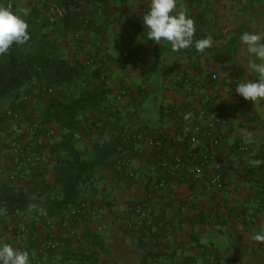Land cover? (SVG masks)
<instances>
[{
  "label": "crops",
  "instance_id": "0c3cea01",
  "mask_svg": "<svg viewBox=\"0 0 264 264\" xmlns=\"http://www.w3.org/2000/svg\"><path fill=\"white\" fill-rule=\"evenodd\" d=\"M78 1L82 26L69 32L65 56L84 71L89 87L111 89L105 100L108 111L94 116L98 130L79 146L91 149L97 140L127 135L123 154L132 149V161L116 168L115 155L97 169L80 196L89 209L73 227L62 217L40 219L36 211L44 209L47 197L41 178L52 184L55 175L48 145L61 138L56 132L48 143L33 133L32 123L47 103L37 88L11 96L1 107L8 126L0 130V186L11 183L8 172L16 167L22 152H35L45 174L27 179L32 180L28 184L32 210H0V240L27 251L31 264H67L65 258L83 247L97 249L102 258L117 264H139L145 253L146 258H158L153 264H264V243L253 239L264 231V195L259 190L264 182V156L254 158L239 148L241 144L264 148V100L254 103L235 91L240 81L258 79L249 67L255 57L239 38L244 31L264 34V0H177L176 11H185L195 21L193 41L213 38L204 53L196 52L194 43L173 51L166 41L159 44L147 39L142 16L150 0ZM33 5L22 1L17 8L30 10ZM86 19L90 28L83 27ZM100 67L101 77L94 76ZM214 74L219 78L212 97L207 82ZM186 78L200 86L184 88ZM120 89L126 96L119 104L115 92ZM226 108L228 113H224ZM194 114L203 123L225 117V123L215 127L220 139L217 148L205 139L194 146L182 139L181 130ZM249 135L251 144L244 140ZM190 148L196 151L194 162L209 150L216 152L222 164L223 190H206L209 178L217 172L211 161L201 180L184 173L170 176L166 188L156 187L159 162ZM142 199H149L151 218L165 224L156 235L125 223ZM50 235L59 243L53 252L41 246Z\"/></svg>",
  "mask_w": 264,
  "mask_h": 264
},
{
  "label": "trees",
  "instance_id": "16d2710c",
  "mask_svg": "<svg viewBox=\"0 0 264 264\" xmlns=\"http://www.w3.org/2000/svg\"><path fill=\"white\" fill-rule=\"evenodd\" d=\"M53 1L63 8V18L55 20L46 13L45 6L38 3L28 2L34 4L30 10L15 6L13 10H26L28 13L26 20L30 39L23 45L13 44L7 54L0 56L1 131L8 126L7 113L1 107L11 96L18 97L21 93L36 88L34 81H37V90L41 94L47 87L54 89V94L47 100L37 119L40 127L33 132L40 138L44 137L48 143L54 139L56 132L61 138L60 141L48 145L49 153L54 159L55 175L52 184L43 178L40 181L43 192L47 193L44 209L36 211L37 217L42 220L61 218L64 212L78 205L84 188L97 169L115 155L119 161L125 150L124 135L110 141L97 140L93 142L91 149L79 146L90 137L89 133L98 130V119L94 116L101 117L108 111L105 100L111 89L89 87L84 71L77 69L62 55L63 44L69 32L78 31L82 26L78 13L79 1ZM29 46L30 50L22 52V48ZM101 72L100 67L92 74L101 77ZM49 127H53L55 132L51 136L47 134ZM90 150H93L91 154ZM37 157V164L30 174L32 179L45 174V166L40 162V157ZM29 182L1 184L0 210L11 213L32 210L34 199L28 193ZM137 246L142 247L140 242H137ZM68 256L70 258H65L67 264H117L102 258L99 250L92 247L80 248L78 254ZM151 257L146 258L145 253L139 264L157 263L158 258H153V255Z\"/></svg>",
  "mask_w": 264,
  "mask_h": 264
},
{
  "label": "built area",
  "instance_id": "2783aa9c",
  "mask_svg": "<svg viewBox=\"0 0 264 264\" xmlns=\"http://www.w3.org/2000/svg\"><path fill=\"white\" fill-rule=\"evenodd\" d=\"M22 1L44 5L46 13L55 19H61L65 15L63 8L53 0H0V3L10 5L14 9L15 6H17L18 3ZM90 26V21L88 19L84 20L83 27L90 28ZM218 78L219 76L214 74L207 82L209 86L208 92L212 97L216 96L217 94L213 84L216 83ZM34 86L37 88V81H34ZM182 86L190 90L193 89V87L200 85H194L190 79L186 78L183 80ZM44 93L52 95L54 94V89L47 87L45 88ZM115 95L117 102L120 104L124 101L126 91L124 89L116 90ZM228 112L229 109L226 108L224 113ZM195 117L196 115L194 114L191 118V123L182 128V139L186 140L192 146L198 144L200 139H205L211 142V146L213 148H217L220 145V139L215 135V127L217 124L225 123V117L217 116L208 123H203L200 120H197ZM39 127V121H33L31 126L33 132H36ZM54 133L53 127H49L47 134L51 136ZM128 140V136H124V141L127 142ZM239 148L242 152L248 153L254 158L260 159L264 156V148H256L246 144H241ZM131 154L132 149H127L126 153L123 154L121 159L115 163V167L122 168L128 166L132 161ZM20 156V159L15 165L16 167L12 171L8 172V181L11 183L20 184L27 181V179L30 177L32 168L37 164L38 157L35 152H22ZM195 157L196 151L190 148L185 154L176 155L172 160L162 159L159 162L161 175L158 182L156 183V187L159 189H164L168 185V178L170 176L175 177L184 173L190 174L195 180H201L207 163L211 161L214 163V167L217 172L209 178L206 190L209 192L223 190L224 175L221 172L222 164L219 159H217L216 152L209 150L208 152L202 154L198 161L196 160L194 162ZM2 180L3 179L0 172V183H2ZM259 190L262 195H264V182L259 184ZM148 200L149 199H142L136 202L131 210V217L125 223L129 228L147 229L150 233L156 235L162 231V228L165 226V224L163 222L154 221L151 218L149 214ZM88 209V203L86 201H80L78 205L71 207L69 210L64 212L62 218L69 227H73L83 215H86ZM70 229L71 233H73V228ZM41 246L44 249L53 252L59 248V243L53 235H50L42 240Z\"/></svg>",
  "mask_w": 264,
  "mask_h": 264
},
{
  "label": "clouds",
  "instance_id": "9594fccd",
  "mask_svg": "<svg viewBox=\"0 0 264 264\" xmlns=\"http://www.w3.org/2000/svg\"><path fill=\"white\" fill-rule=\"evenodd\" d=\"M176 7L177 0H150V6L142 16L147 39L159 44L166 41L173 51L187 49L194 43L196 52L204 53L212 46L213 38L209 36L194 42L195 21L185 11H176ZM27 14L26 10H13L10 5L0 3V56L7 54L13 44L23 45L29 41ZM239 39L247 52L255 57L249 67L258 79L240 81L235 91L255 103L264 100V34L244 31ZM244 140L253 143L250 135ZM253 239L264 243V231L256 233ZM0 264H31L30 254L0 240Z\"/></svg>",
  "mask_w": 264,
  "mask_h": 264
},
{
  "label": "rangeland",
  "instance_id": "374dc122",
  "mask_svg": "<svg viewBox=\"0 0 264 264\" xmlns=\"http://www.w3.org/2000/svg\"><path fill=\"white\" fill-rule=\"evenodd\" d=\"M50 20H52V18H50ZM56 20V19H55ZM68 37V36H67ZM65 43L63 44V49H62V55L65 56V52H67V44H66V40L64 41ZM31 49V46L27 47L26 49L25 48H22V52H25L27 50H30ZM66 57V56H65ZM73 91L75 92L76 90L73 89ZM43 97H44V100L47 101L52 95H48V94H41ZM41 96V97H42ZM141 259V258H140ZM156 262H158V260H156ZM150 264H153V263H150Z\"/></svg>",
  "mask_w": 264,
  "mask_h": 264
}]
</instances>
